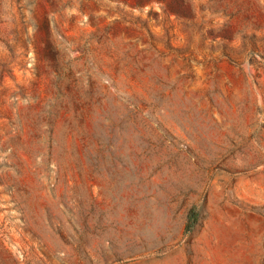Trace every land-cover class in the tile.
I'll list each match as a JSON object with an SVG mask.
<instances>
[{
    "label": "rangeland",
    "instance_id": "1",
    "mask_svg": "<svg viewBox=\"0 0 264 264\" xmlns=\"http://www.w3.org/2000/svg\"><path fill=\"white\" fill-rule=\"evenodd\" d=\"M0 264H264V0H0Z\"/></svg>",
    "mask_w": 264,
    "mask_h": 264
},
{
    "label": "trees",
    "instance_id": "2",
    "mask_svg": "<svg viewBox=\"0 0 264 264\" xmlns=\"http://www.w3.org/2000/svg\"><path fill=\"white\" fill-rule=\"evenodd\" d=\"M178 4H170L169 7L170 9H172L173 11H176V13L178 14H181V13H184L183 10H181V8L179 6H177ZM198 212L195 208H192L190 210V213H189V221H188V224H187V232H190L193 227L195 226V224L198 222Z\"/></svg>",
    "mask_w": 264,
    "mask_h": 264
}]
</instances>
